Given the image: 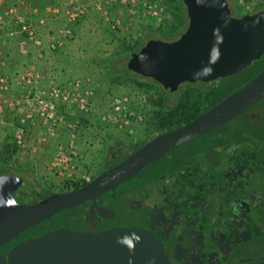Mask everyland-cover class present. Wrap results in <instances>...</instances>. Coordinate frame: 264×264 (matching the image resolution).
I'll use <instances>...</instances> for the list:
<instances>
[{
	"label": "rangeland",
	"instance_id": "1",
	"mask_svg": "<svg viewBox=\"0 0 264 264\" xmlns=\"http://www.w3.org/2000/svg\"><path fill=\"white\" fill-rule=\"evenodd\" d=\"M53 1L40 0L32 11L33 0H0L4 61L13 57L8 61L14 62L15 69L32 71L34 67L40 74L0 77V85L22 86L14 94L0 93V165L25 172L37 190L65 193L73 183L90 182L103 172L108 153L115 150L113 143L132 146L163 133L155 119L161 96L168 112L187 91L190 99L203 92L181 87L170 99L152 79L108 70L119 64L115 59L122 58L128 65L127 56L137 49L142 34L146 40L151 32L164 41L180 38L173 0H66L71 9L59 15L53 11V18L58 15L60 19L39 30L42 24L37 19ZM230 3L238 17L257 13L264 6V0ZM23 22L33 25L41 45L22 31ZM188 25L186 19L185 31ZM35 92L44 94L51 106H28L27 98ZM18 129L25 133L21 147L16 145ZM60 149L65 156L58 155Z\"/></svg>",
	"mask_w": 264,
	"mask_h": 264
},
{
	"label": "flooded vegetation",
	"instance_id": "2",
	"mask_svg": "<svg viewBox=\"0 0 264 264\" xmlns=\"http://www.w3.org/2000/svg\"><path fill=\"white\" fill-rule=\"evenodd\" d=\"M263 69L264 56L232 76L184 83L174 93L164 89L165 95L171 99L181 87L190 86L208 99L228 88L226 93H230L221 102ZM145 143H113L111 148L116 150L105 166L110 169L119 164ZM24 175L22 170L0 165V177L24 180L18 186L11 179L4 180L0 193L9 196L13 192L23 206L53 194L37 190ZM106 224L149 230L173 264H264V99L150 164L121 184L115 194H103L96 207L89 202L61 211L11 237L0 246V264H8V251L20 242L59 226L95 231Z\"/></svg>",
	"mask_w": 264,
	"mask_h": 264
},
{
	"label": "water",
	"instance_id": "3",
	"mask_svg": "<svg viewBox=\"0 0 264 264\" xmlns=\"http://www.w3.org/2000/svg\"><path fill=\"white\" fill-rule=\"evenodd\" d=\"M187 30L174 41L150 40L128 62V70L153 79L174 93L184 83L209 82L232 76L264 56V8L234 17L227 0H183ZM264 99V69L210 110L176 129L164 132L81 188L53 193L32 206L18 204L0 193V246L11 237L97 200L131 180L143 169L190 141L224 125ZM14 186L24 183L17 176ZM126 241V242H125ZM8 264H173L149 230L129 224H106L95 231L59 226L26 239L7 253Z\"/></svg>",
	"mask_w": 264,
	"mask_h": 264
},
{
	"label": "trees",
	"instance_id": "4",
	"mask_svg": "<svg viewBox=\"0 0 264 264\" xmlns=\"http://www.w3.org/2000/svg\"><path fill=\"white\" fill-rule=\"evenodd\" d=\"M173 1L177 3L178 19L180 21V27H179L180 30L179 31L181 32V34H180V37H181V35L185 31L184 29L186 26V19H188L187 9H186V6H185L183 0H173ZM262 8H264V6ZM261 10H259V11H261ZM259 11H257V12H259ZM232 15L235 17L237 16L234 11L232 12ZM153 39L154 40H158V39L163 40L164 38H161V36H159L158 33L151 32L149 34L148 40H146L144 34H142L141 39H140L141 41H139L138 43L135 44L137 49L131 50L127 57L131 58L134 53H136L137 51L139 52L146 45V43L148 41L153 40ZM164 40H166V39H164ZM114 61L119 62V64L116 65L115 67H108V70H110V71L118 70V72H121V73L126 71L129 74L135 75L136 77H140L139 75L134 74L128 70L127 64H125L124 60L122 61V58L115 59ZM144 80L149 81L151 79L144 78ZM152 81H154V80L152 79ZM154 82L157 83L156 81H154ZM140 86H143V85H140ZM163 90H164V88H163ZM227 90H228V88H226V89L224 88V89H222V91L220 90L218 93L211 95L208 99H206L203 94H201L199 97L190 99L189 98L190 95H188L189 91H187L185 93V95H183L177 102L174 103L173 107L168 112L164 111V98L161 96L159 99V103H157L158 106L160 107V109L158 110L155 119L158 121L160 127L162 129H164L163 133L170 131V130H173V129H176V128L184 125V124L189 123L190 121L194 120L196 117H198L199 115H201L202 113H204L205 111H207L208 109H210L211 107L216 105L221 99H223V97H225L227 94L230 93V91L226 93ZM221 93H222V95H221ZM149 140H151V139H149ZM128 145L131 146V144H128ZM15 149H16V147L12 150V152H14ZM114 151H110L108 153L107 159L112 157ZM4 161L6 162V159H4ZM4 166L7 167L8 165L5 164ZM109 167L110 166H108V167L106 166V168L103 170V172L106 171ZM7 168H11V166L7 167ZM87 183H89V182L73 183L69 187L70 188L69 191L70 190L71 191L77 190Z\"/></svg>",
	"mask_w": 264,
	"mask_h": 264
},
{
	"label": "crops",
	"instance_id": "5",
	"mask_svg": "<svg viewBox=\"0 0 264 264\" xmlns=\"http://www.w3.org/2000/svg\"><path fill=\"white\" fill-rule=\"evenodd\" d=\"M40 0H33V2L31 3V10L33 11H35V4L37 3V2H39ZM44 1H46V0H44ZM61 1H65L64 3L63 2H61ZM66 0H54L53 1V5H50V7H48V12L47 13H43V14H41L39 17H38V19H37V24L38 25H40V24H42L40 27H39V30H40V28L43 26V29H45L47 26H49V25H51V22H54L55 20H58V19H60V18H58V17H60V16H58L59 15V13L60 12H63L64 13V9H66V10H68V9H71L69 6H66ZM34 4V5H33ZM45 4V6H44V9L46 8V3H44ZM51 9H53V10H51ZM53 11H54V13H56V14H58L55 18H53L54 17V15H53ZM55 19V20H54ZM44 22V23H43ZM45 24V25H44ZM53 24V23H52ZM45 27V28H44ZM50 38V37H49ZM49 38L47 39V40H45L46 42H48L49 41ZM3 41L4 40H2L1 39V36H0V77H2V76H8V77H16V76H19V75H22V76H25V74L27 75V74H32V75H34V77H35V75H40L39 74V72H38V74H36L35 73V71H34V67L32 68L33 70L31 71V70H26V69H20V70H18V69H15L14 67H13V65H14V62L12 63V62H10V61H8V60H11V58H13V57H11V58H7L8 60L7 61H4V56L2 55V53H1V48H3L2 46V44H3ZM35 47V46H34ZM22 51V50H21ZM19 57H21L22 55H18ZM39 56H42L41 54H39ZM19 57H17V59L19 58ZM37 59H38V56H37ZM12 60H14V59H12ZM40 60V59H39ZM32 72V73H31ZM25 82V81H24ZM45 82V81H44ZM43 82V83H44ZM16 83V82H15ZM19 84H21V83H19ZM25 86H27V83L25 84ZM20 87H22V86H20V85H18L17 83H16V85L13 83L12 85H10V86H5L4 84L3 85H0V93H6L7 94V90H9L10 91V93L12 94L13 92H14V90H17V89H19ZM47 87V86H46ZM37 87L36 86H34L32 89H36ZM25 89V88H24ZM35 91V90H34ZM14 94V93H13Z\"/></svg>",
	"mask_w": 264,
	"mask_h": 264
},
{
	"label": "built area",
	"instance_id": "6",
	"mask_svg": "<svg viewBox=\"0 0 264 264\" xmlns=\"http://www.w3.org/2000/svg\"><path fill=\"white\" fill-rule=\"evenodd\" d=\"M21 29L24 33L28 34L30 40L35 41L38 45H41V42H39V40L36 39L35 28L33 27V25H29V24L23 22ZM24 80H26V77L24 78ZM26 81L28 84L31 83V81L28 79ZM55 92H56V96H59L60 91L56 90ZM43 97H44V94L39 95V94H37V92L32 93L28 96L26 104L28 106L32 105V107H34V108L37 106V104H39L41 107H44V109H46L49 107L50 104L47 103L46 99H44ZM24 144H25L24 130L18 129V133L16 135V145L18 147H21V146H24ZM65 154L66 153L62 149H60V151L58 152V155H60V156H65ZM65 163H67V161Z\"/></svg>",
	"mask_w": 264,
	"mask_h": 264
},
{
	"label": "clouds",
	"instance_id": "7",
	"mask_svg": "<svg viewBox=\"0 0 264 264\" xmlns=\"http://www.w3.org/2000/svg\"><path fill=\"white\" fill-rule=\"evenodd\" d=\"M126 242V241H125Z\"/></svg>",
	"mask_w": 264,
	"mask_h": 264
}]
</instances>
